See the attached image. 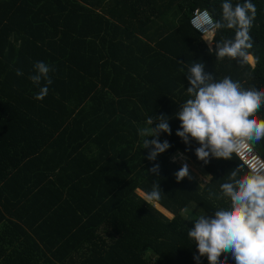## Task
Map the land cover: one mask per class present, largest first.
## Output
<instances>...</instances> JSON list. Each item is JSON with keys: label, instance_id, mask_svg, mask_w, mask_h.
<instances>
[{"label": "trees", "instance_id": "1", "mask_svg": "<svg viewBox=\"0 0 264 264\" xmlns=\"http://www.w3.org/2000/svg\"><path fill=\"white\" fill-rule=\"evenodd\" d=\"M251 2L254 65L216 59L236 29L192 27L196 11L222 21L224 0H0V264H208L194 259L188 230L229 208L221 184L249 171L235 154L198 160L199 145L176 135V113L191 98V63L264 90V0ZM38 61L53 69L42 101L34 97L45 82L29 79ZM149 117L171 129L155 161L138 134ZM252 148L264 159V139ZM178 154L204 182L190 173L177 182ZM156 184L158 201L137 194Z\"/></svg>", "mask_w": 264, "mask_h": 264}, {"label": "clouds", "instance_id": "2", "mask_svg": "<svg viewBox=\"0 0 264 264\" xmlns=\"http://www.w3.org/2000/svg\"><path fill=\"white\" fill-rule=\"evenodd\" d=\"M255 14L256 7L251 0H244L235 7L230 0H224L222 21L213 23L210 13L196 11L191 23L203 36L210 30L236 29L234 40H225L215 46V56L217 60L240 58L247 63L252 59L246 50L252 47L249 29ZM209 53H213L212 47H209ZM33 67L35 74L29 77L30 81L36 86L45 82L34 97L42 101L52 83L49 72L53 69L42 61ZM16 75L22 76L23 72L17 70ZM186 77L190 85L186 92L191 98L176 113L180 121L176 135L185 144L195 141L199 145L195 155L205 164L210 157L230 160L236 154L243 159L245 152L251 153L252 146L264 139V120L256 117L264 107V90L245 89L230 77L216 80L205 72L202 62L191 63ZM146 124L151 127L139 129L138 134L147 137L143 148H152L147 158L155 161L170 147L168 141L160 142L159 136L161 133L170 135L171 129L166 117H157L155 127H152L151 117ZM252 160L258 161L259 157L253 156ZM249 168V174L237 178L238 167L231 172L229 182L221 184L223 195L230 198V207L215 211L211 217L200 216L188 230V237L194 241L199 253L194 257L197 261L206 256L208 264H226L230 255L235 264H264V163H249ZM158 169L155 165L150 171L155 174ZM188 175L186 163L175 174L178 183ZM160 197L159 184L153 185L145 194L147 202L158 201ZM222 254L224 259H221Z\"/></svg>", "mask_w": 264, "mask_h": 264}, {"label": "rangeland", "instance_id": "3", "mask_svg": "<svg viewBox=\"0 0 264 264\" xmlns=\"http://www.w3.org/2000/svg\"><path fill=\"white\" fill-rule=\"evenodd\" d=\"M250 65H254V61L253 59H251L249 61ZM181 157L179 159L174 158L173 162H176L178 165H180L181 167L186 163L188 165V169H189V173L192 174L196 180H201V181H205V179L202 176V171L197 169L196 167H194L193 165L190 164V162L188 163V161L186 159H182L181 161ZM137 194L145 199V195L143 193L137 192ZM164 214H166L168 217H172L170 214H168L167 212H165L164 210L160 209Z\"/></svg>", "mask_w": 264, "mask_h": 264}, {"label": "built area", "instance_id": "4", "mask_svg": "<svg viewBox=\"0 0 264 264\" xmlns=\"http://www.w3.org/2000/svg\"><path fill=\"white\" fill-rule=\"evenodd\" d=\"M236 155V154H235ZM238 157V159L242 162V164L247 168V170L250 172L251 169L249 168V163H256V164H260V163H264V159L259 155L258 152H256V150H254L252 148V152L251 153H247L245 152L243 154V159H241L240 156L236 155ZM253 156H257L259 157L258 161H253L252 157Z\"/></svg>", "mask_w": 264, "mask_h": 264}, {"label": "water", "instance_id": "5", "mask_svg": "<svg viewBox=\"0 0 264 264\" xmlns=\"http://www.w3.org/2000/svg\"><path fill=\"white\" fill-rule=\"evenodd\" d=\"M181 157V155L180 154H178V155H176V159H179Z\"/></svg>", "mask_w": 264, "mask_h": 264}]
</instances>
